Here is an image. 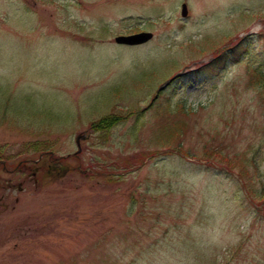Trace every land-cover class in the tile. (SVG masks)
Segmentation results:
<instances>
[{
	"label": "rangeland",
	"instance_id": "obj_1",
	"mask_svg": "<svg viewBox=\"0 0 264 264\" xmlns=\"http://www.w3.org/2000/svg\"><path fill=\"white\" fill-rule=\"evenodd\" d=\"M140 31L153 38L113 42ZM239 42L237 60L199 78ZM253 70L264 72V0H0V155L18 161L37 143L68 157L0 173V264H264ZM166 106L186 113L172 145L156 141ZM105 116L122 120L101 136L91 125Z\"/></svg>",
	"mask_w": 264,
	"mask_h": 264
},
{
	"label": "trees",
	"instance_id": "obj_2",
	"mask_svg": "<svg viewBox=\"0 0 264 264\" xmlns=\"http://www.w3.org/2000/svg\"><path fill=\"white\" fill-rule=\"evenodd\" d=\"M233 51V50H232ZM248 85L251 87L255 88L256 90H261L262 93H260V97L264 98V72L259 71V70H253L252 73L249 75V81ZM160 122L157 125V129L159 130L157 133V139L156 141L158 143H164L166 140H170V143L168 144H173L177 141L178 138H182L185 135V127L186 124L185 122L180 118V116H185L186 113H184V109H178V108H170V107H165L160 110ZM121 118L118 116H105L104 118L98 120L96 123H93L91 125V129L93 132L97 134H101V136H104L107 134V131L113 128L115 125H117L119 122H121ZM179 140V139H178ZM39 147L37 144L34 145ZM35 151L41 150V148H37ZM177 151L184 153L181 149L183 148V144L178 141L175 146H174ZM210 157H214V154L209 153ZM233 156V155H232ZM233 159L235 160V165L240 166V174L239 176L245 177V174H242V164L239 163V159L237 157V154L234 155ZM217 158V157H216ZM220 160V159H218ZM222 160V161H221ZM220 160L222 165H226L228 168H231V164L228 161L227 157H222ZM253 162V159H251ZM128 166V165H127ZM126 166V167H127ZM55 167V166H52ZM245 180L244 178H242Z\"/></svg>",
	"mask_w": 264,
	"mask_h": 264
},
{
	"label": "water",
	"instance_id": "obj_3",
	"mask_svg": "<svg viewBox=\"0 0 264 264\" xmlns=\"http://www.w3.org/2000/svg\"><path fill=\"white\" fill-rule=\"evenodd\" d=\"M181 14L183 17L186 16V6L185 5H182ZM150 37L151 35L147 33H140V34L126 36V37L119 36L115 38V42L119 44H126V45H137V44L146 42L147 40L150 39Z\"/></svg>",
	"mask_w": 264,
	"mask_h": 264
},
{
	"label": "flooded vegetation",
	"instance_id": "obj_4",
	"mask_svg": "<svg viewBox=\"0 0 264 264\" xmlns=\"http://www.w3.org/2000/svg\"><path fill=\"white\" fill-rule=\"evenodd\" d=\"M27 164H28V166L25 168V170H27V171H31L32 169H33V166L31 165V164H33V163H30L29 161H27ZM23 169V168H22ZM18 170V173H22V174H24V171L25 170ZM0 172L1 173H5V174H7V175H10V173H12L13 171H11V170H8L7 169V167H6V162H4V161H0ZM31 173V175L33 176L34 175V172H30ZM24 176V175H23ZM1 186V185H0ZM3 186H1V188H2ZM10 187H12V185L11 186H8L7 188L9 189Z\"/></svg>",
	"mask_w": 264,
	"mask_h": 264
}]
</instances>
